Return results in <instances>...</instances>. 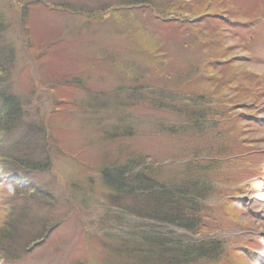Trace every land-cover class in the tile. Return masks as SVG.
<instances>
[{
    "label": "rangeland",
    "instance_id": "374dc122",
    "mask_svg": "<svg viewBox=\"0 0 264 264\" xmlns=\"http://www.w3.org/2000/svg\"><path fill=\"white\" fill-rule=\"evenodd\" d=\"M211 163L195 240L223 252L200 264H264V0H0V264L189 247V221L137 214L142 182L188 188Z\"/></svg>",
    "mask_w": 264,
    "mask_h": 264
},
{
    "label": "trees",
    "instance_id": "16d2710c",
    "mask_svg": "<svg viewBox=\"0 0 264 264\" xmlns=\"http://www.w3.org/2000/svg\"><path fill=\"white\" fill-rule=\"evenodd\" d=\"M145 5L148 6L147 4ZM153 11L155 13L157 12L156 9H154ZM157 16L161 18V16H159L158 14ZM6 105L7 107L5 108V118L3 122L6 121L7 117H10L9 114L13 111L10 104L8 105V103H6ZM185 115L187 119L186 123L183 124L185 126H189L196 122L200 123L201 125H203V123H206V119L202 117V115L197 114L196 111L193 112V110L191 109H189V111H186ZM218 148V153L230 154L231 156L233 154L232 149L227 148L225 150V148H221L220 146H218ZM9 159V161H11L14 166H17L18 163H20L19 159L15 156L10 157ZM219 167L220 165L216 163L208 164L207 170L203 171V173H199L197 176L195 175V178L193 177V180L196 182L192 184L189 183L188 188L179 187L173 190H168V188H164L163 186L157 188L148 187L150 183H148L146 180L142 182L144 187L143 191L141 190L142 195L140 197L142 198L141 201L143 202L141 204V207L136 209V211H138V215H143V212L147 211L148 213H153V215L160 216V218H164L166 220L172 219V216H177L182 221H189V225H185V228L189 230V247H181L180 249L174 251V249H172L173 247H171L170 245H166L164 242L158 243L157 248H152L151 246H149V248L151 249L148 253V258L151 259L152 264H200V262L204 261L214 262L215 260H218L222 255L223 242L221 243L219 242V240L217 241L213 239H209V241H205L202 239L195 240L196 236H202V222L200 217L201 204L204 203L205 199L213 192V190H210L209 187H205L206 185L204 184L208 179L207 175L212 173ZM113 172L115 171L112 170L111 173ZM142 175L143 174H131L130 176H128L129 180L126 181L133 182V179L137 178L139 180H143L145 176ZM119 177L121 176L113 175L110 180H105L104 184L108 185L109 187L113 186L115 187V189L118 188L120 192L125 191L124 186H122L123 178L121 177L120 179ZM189 178L192 179L191 177ZM138 179L133 183L139 181ZM132 194L134 195V193ZM187 217L189 219H183ZM6 227L9 229L10 226ZM7 235L8 234L4 230L0 231V245H2L1 248L3 249H6L7 246H10V244H7V241L2 243ZM9 239L12 240L11 238Z\"/></svg>",
    "mask_w": 264,
    "mask_h": 264
}]
</instances>
